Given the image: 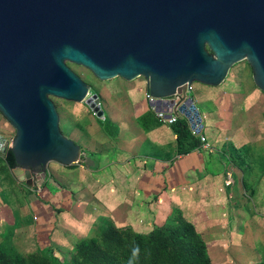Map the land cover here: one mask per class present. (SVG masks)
I'll return each instance as SVG.
<instances>
[{
  "label": "water",
  "instance_id": "95a60500",
  "mask_svg": "<svg viewBox=\"0 0 264 264\" xmlns=\"http://www.w3.org/2000/svg\"><path fill=\"white\" fill-rule=\"evenodd\" d=\"M241 61L264 93V0H0V115L14 130L9 142L0 136V153L10 151L25 185L50 162L79 161L50 98L84 103L97 118L102 110L66 63L98 81L141 77L147 106L175 110L198 134L186 86H217Z\"/></svg>",
  "mask_w": 264,
  "mask_h": 264
},
{
  "label": "crops",
  "instance_id": "0c3cea01",
  "mask_svg": "<svg viewBox=\"0 0 264 264\" xmlns=\"http://www.w3.org/2000/svg\"><path fill=\"white\" fill-rule=\"evenodd\" d=\"M238 63L217 86L191 84L198 134L181 115L177 120L203 142L185 154L176 152L173 126L159 122L147 106L141 77L99 85L96 96L107 127L83 131L87 135L81 138L84 145L77 143V163L50 162L54 165H46L43 179L25 185L14 178L0 153V231L15 226L13 236L26 237L33 247L38 241L46 245L61 227L78 231L104 218L118 228L145 231L175 211L187 217L207 212L219 216L226 197L241 189L251 195L255 213L246 228L260 238L264 93L252 83L249 66ZM202 207L205 213H200Z\"/></svg>",
  "mask_w": 264,
  "mask_h": 264
},
{
  "label": "rangeland",
  "instance_id": "374dc122",
  "mask_svg": "<svg viewBox=\"0 0 264 264\" xmlns=\"http://www.w3.org/2000/svg\"><path fill=\"white\" fill-rule=\"evenodd\" d=\"M240 64L247 66L245 61ZM66 66L88 86V95L98 94L106 82L96 80L82 67ZM50 100L59 131L76 144L87 135L85 129L107 127L84 103ZM0 134L8 142L14 136L1 115ZM88 144L92 146V140ZM250 196L240 189L236 196L226 197L219 216L207 212L187 217L175 211L164 223H153L145 231L118 228L107 218L81 230L78 227V231L61 227L46 245L38 241L36 247L26 237L15 236V232L13 236L15 226L7 225L0 231V264H264V232L258 238L249 231L255 214ZM199 211L206 212L203 207Z\"/></svg>",
  "mask_w": 264,
  "mask_h": 264
},
{
  "label": "trees",
  "instance_id": "16d2710c",
  "mask_svg": "<svg viewBox=\"0 0 264 264\" xmlns=\"http://www.w3.org/2000/svg\"><path fill=\"white\" fill-rule=\"evenodd\" d=\"M172 126L176 137L177 154H185L198 146L199 140L188 131L185 122L177 120ZM3 160L9 169L14 168L13 158L9 150L4 153Z\"/></svg>",
  "mask_w": 264,
  "mask_h": 264
},
{
  "label": "built area",
  "instance_id": "2783aa9c",
  "mask_svg": "<svg viewBox=\"0 0 264 264\" xmlns=\"http://www.w3.org/2000/svg\"><path fill=\"white\" fill-rule=\"evenodd\" d=\"M190 91H191V85H189L188 88H187V86H186V89H185V95H186V96H189V92H190ZM144 98H145V101H146V102H147L148 100H150V97H149L148 95H146V93H145V95H144ZM150 109H151V108H150ZM152 111H153V110H152ZM102 115H103V113H102ZM102 115H101L99 118L103 120ZM178 115H179V114L176 113L175 110H173V111H172L171 113H169L168 115H167L166 113H162V112H155V113H154L155 118H156L159 122L164 123V124H167V125H172V124H174V123L177 121ZM199 141H200V142H203V138L200 137V138H199Z\"/></svg>",
  "mask_w": 264,
  "mask_h": 264
}]
</instances>
